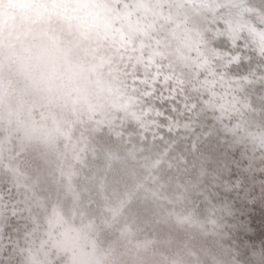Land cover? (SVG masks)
<instances>
[{"label": "rangeland", "instance_id": "obj_1", "mask_svg": "<svg viewBox=\"0 0 264 264\" xmlns=\"http://www.w3.org/2000/svg\"><path fill=\"white\" fill-rule=\"evenodd\" d=\"M171 1L163 0L161 10L167 12ZM204 20L202 15L196 17L198 23ZM167 21V17H153L145 26L161 31ZM202 33L198 30L194 35L207 58L194 72L180 60L185 54L176 50V35L163 32L161 37H146L133 44L126 43L128 39L120 43L115 37V46H109L102 58L103 66L98 61L96 68L103 71L101 77L109 82L115 80L120 86L119 100L125 97L121 107L114 104L116 99L98 106L85 99L86 94L82 93L94 86L98 94H109L90 80V74L85 75L89 78H79L78 74L80 91L75 87V75H69L56 79L51 89L37 88L36 93H19L13 98L7 95L3 104L13 105L14 117L2 123L10 138L0 156V264H48L45 248L41 249L37 240L51 204L63 208L76 198V207L82 210L75 220L77 226L89 216L97 219L100 226L110 224L114 218L108 215L107 208L129 196L134 187L148 191L153 186L150 181L145 183V174L135 160L138 153L152 165L165 157L184 162L187 169L180 175L176 174L175 165L166 170L167 178H175L179 186L199 177L202 191L192 202L196 214H204L209 196L219 203H234L237 210L225 227L229 234L225 245L240 251L235 256L240 264H259L252 256L254 248L263 247L264 251V159L255 163L258 169L247 171L249 152L241 151V144L233 140L248 132L235 128L234 123L248 110L243 107L242 93L233 92L231 97L224 85L239 83L241 74L257 79L261 71L253 72L251 65L259 64L261 69L264 64L249 55V61L240 57L238 63L225 65L226 55L220 44L208 43ZM162 42L169 50L164 47L161 52ZM107 58L112 60L110 64L106 63ZM42 70L37 72L43 74ZM69 78V87L62 84H67ZM252 90L251 105L258 107L264 118V84ZM225 139L238 145H230L225 151ZM224 161L227 162L223 167L227 168L222 167ZM220 177L233 188L228 192L220 189L215 198L214 181ZM135 205L128 216L133 217L135 226L144 225L139 232L161 234L156 243L165 248V261L177 258L190 263L192 250L211 243L210 235L203 241L192 235H178L152 222L156 209L150 201ZM114 232L105 236L103 242L111 241ZM231 254L227 262L235 258V253ZM51 264H60V260L54 258Z\"/></svg>", "mask_w": 264, "mask_h": 264}, {"label": "bare ground", "instance_id": "obj_2", "mask_svg": "<svg viewBox=\"0 0 264 264\" xmlns=\"http://www.w3.org/2000/svg\"><path fill=\"white\" fill-rule=\"evenodd\" d=\"M162 1L0 0V156L10 138L2 123L14 117V110L11 108L13 105L3 104L8 96L13 98L19 93H36L37 88L51 89V83L54 86L55 80L62 76L75 75L76 82L79 80L78 74L79 78L90 74V80L109 94H98L99 90L94 86L82 93L86 94L85 99L94 106L102 102H114L116 99L114 104L121 107L125 97L119 100L117 94L120 86L115 80L109 82L101 77L103 71L96 68V63L99 62L103 66L102 58L106 57L109 46H115V37L120 43L128 39L126 43L133 44L139 39L144 41L146 37H161L163 32L176 35L179 44L176 50L180 49L185 54L183 60H180L194 72V68L202 63L200 61L207 58L205 49L197 44L198 37L194 35L198 30H203L205 41L220 44L219 48L226 55L225 65L238 63L240 57L249 61V55L264 64V0H172L167 12L160 8ZM201 10L204 12L201 13ZM200 15L205 20L198 23L196 17ZM153 17L159 20L167 17L169 21L165 22L161 31L146 28L145 23L148 26L147 23ZM180 32L185 35H180ZM160 45L161 52L169 50L165 43ZM111 61L107 58L106 63L110 64ZM253 66L251 65L253 72L261 71L257 79L241 74L239 83L224 85L226 93L231 97L233 92L242 93L245 102L243 107L246 106L248 110L247 115L234 122L235 128L247 129L248 132L233 140L241 144V151L245 149L249 152L250 164L247 171L258 169L255 163L264 159V118L260 117L258 107L251 105L252 100L249 98V93L255 86L264 84V67L260 69L259 64ZM78 68L81 69L79 72L76 71ZM41 69L43 74L37 72ZM85 78L83 79L87 82ZM70 81L69 78L67 84H62L69 87L72 84ZM111 83L113 84L109 85ZM75 87L78 91L82 89L79 81L75 83ZM77 93L82 95L81 92ZM225 140V151L230 145H238L232 143V140ZM137 155L135 160L145 174V183L150 181L153 185L148 190L151 192L134 187L129 196L114 202L113 207L106 209L108 215L114 218L110 224L100 226L95 221L97 219L89 216L77 226L75 220L79 219L78 213H82V210H78L76 198L63 208L58 205L53 207L51 204L48 220L42 226L43 233L37 240L38 246L45 248L43 253L46 258L47 255L49 257L48 264L54 258L60 260V264H240L235 257L240 251L225 245V240L229 237L225 233V227L227 228L229 219L237 210L234 203H219L209 196L204 214L198 215L194 212L192 202L195 195L202 191L199 177L196 175L188 184L179 186L175 178L169 179L166 176V170L173 165L177 167L176 174H182L187 169L184 162L178 163V159L165 157L152 165L139 153ZM226 162H222V167ZM227 167L225 165L223 168ZM224 180L220 177L214 181L213 197L219 194L220 189L225 192L232 190L233 184H226ZM135 192L138 195L137 202L148 200L155 207L156 217L151 219L152 222L161 224L162 228L170 229L178 235H192L203 241L210 235L211 243L201 246L199 251L192 250L190 263L177 258L165 261V248L156 243L161 234L157 231L152 234L139 232L144 225L135 226L132 223L133 217L128 216L137 203H133ZM128 202L133 203L131 207L127 206ZM104 221L106 222V218ZM38 229L33 230L40 234ZM113 231V239L103 242V238ZM253 251L255 254L252 258L259 264H264L263 247L254 248ZM229 253H235V258L230 263L226 261Z\"/></svg>", "mask_w": 264, "mask_h": 264}]
</instances>
